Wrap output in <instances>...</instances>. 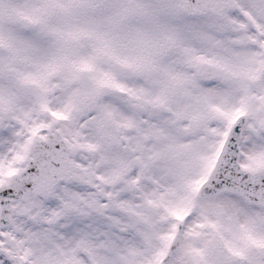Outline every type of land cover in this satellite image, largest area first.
Returning a JSON list of instances; mask_svg holds the SVG:
<instances>
[{
  "label": "snow or ice",
  "instance_id": "1",
  "mask_svg": "<svg viewBox=\"0 0 264 264\" xmlns=\"http://www.w3.org/2000/svg\"><path fill=\"white\" fill-rule=\"evenodd\" d=\"M0 264H264V0H0Z\"/></svg>",
  "mask_w": 264,
  "mask_h": 264
}]
</instances>
